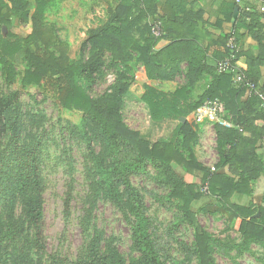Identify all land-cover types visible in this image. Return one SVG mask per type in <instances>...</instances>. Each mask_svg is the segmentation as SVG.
<instances>
[{
  "label": "trees",
  "instance_id": "trees-1",
  "mask_svg": "<svg viewBox=\"0 0 264 264\" xmlns=\"http://www.w3.org/2000/svg\"><path fill=\"white\" fill-rule=\"evenodd\" d=\"M8 1L12 11L22 20L29 15V8L33 2L36 3V10L32 17V33L26 38L15 36L10 32L4 36L3 26L8 23L9 17L0 14L2 73L8 82L15 81L16 66L10 58L21 51L22 43L26 44L29 47L24 50L26 68L22 85L24 87L45 85L55 92L65 91L64 107L83 112L97 124L101 134L99 139L105 147L104 153L112 164L105 167L104 158L94 154V137L86 124L81 125L79 127L81 139L90 154L94 155L93 170L95 178L99 181L92 184L93 192L90 198L92 201L96 192L103 190L106 197L127 218L133 219V246L140 256L139 260L132 264H165L152 240L150 220L146 215L142 196L130 180L133 174L147 172L149 166L156 171L157 184L169 191L168 199L179 203L178 221L194 227V242L190 251L196 256L197 264H218L214 258V237L199 223L197 213L192 208L193 202L202 199L206 194L199 190V184L187 182L184 176L179 175L174 164L181 167L185 174L192 177L199 175L201 185L206 187L208 195L216 198L222 208L234 216V229L243 237L242 242L235 245L238 251H250L252 244L264 243V208L256 206L253 199V183L264 173V156L259 154L256 148V138L259 136L264 138V130L255 126L258 119H264L262 99L252 93L246 101H241L243 87L228 92L231 100L220 95L222 101L225 100L226 108L233 115L234 126L225 127L215 124L220 160L214 170L205 167L195 154V146L199 138L197 123L194 114L191 113H194L206 100L197 103L190 111H185L178 102L167 100L164 92L155 86L162 71L159 68L160 54L152 52L158 40L152 34V22L165 21L164 17L168 18L166 22H176L177 17L172 18L165 12L164 15L159 14L162 7L158 0H116L110 22L89 39L91 50L88 61L64 66L61 60L66 59L67 49L63 42L56 43L53 32L42 21L49 1ZM242 2L243 6H250L251 11L243 12L238 6L240 15L237 21L234 22L232 13L229 15V21L233 23L232 27L238 39L249 35L258 43V55L247 56L246 62L239 64L241 74L257 86L259 80L264 77V11H261L259 0H242ZM147 18L151 22L142 26V21ZM243 28L247 30L246 35L239 34V30ZM135 31L141 35L139 40L135 37ZM230 32H225L223 37L222 60L229 54L226 43ZM142 40L146 43H141ZM32 46H35L36 50L32 49ZM53 46L59 54L52 51ZM105 52L111 54L113 65L126 64L128 70L135 71L134 63L143 62L147 82L139 84L134 77L121 73L109 93L98 98L92 97L86 87L90 78L85 75L86 69L96 64ZM243 54L244 52L241 51L235 64L239 63ZM230 81H232L231 75L221 73L210 89V99L216 98L217 94L213 92L217 86L220 88L221 84L228 86ZM136 84L143 89L140 95L149 110V117L154 122L168 119L178 122L176 130L167 135L162 143L151 142L139 131L128 127L123 119L125 99L131 91H138ZM222 91L225 92L226 88ZM261 91L264 93V88ZM183 92L184 89L179 91V93ZM2 107H4L3 101L0 115H4L5 134L8 135L16 154L13 155L14 160L5 153L0 156V209L4 210L3 216L0 217V264L3 261L4 251L17 247L22 242L43 249L40 235L44 219V180L40 154L35 148L27 151L19 150L25 124L24 116L7 104L4 110L1 109ZM182 119L185 121L183 122ZM247 131L252 136H247ZM126 148L131 149L134 154L125 155ZM226 168L228 174L220 171ZM235 195L250 197L249 205H241L234 201ZM66 204L69 208L68 202ZM92 213L93 206H90L81 221L86 245L78 259V264H125L118 254L110 257L102 250L98 235L96 232H91ZM32 229L36 230L35 239L28 235ZM51 260L53 264L61 263L57 257ZM262 262L264 263V260Z\"/></svg>",
  "mask_w": 264,
  "mask_h": 264
},
{
  "label": "rangeland",
  "instance_id": "rangeland-1",
  "mask_svg": "<svg viewBox=\"0 0 264 264\" xmlns=\"http://www.w3.org/2000/svg\"><path fill=\"white\" fill-rule=\"evenodd\" d=\"M48 1L49 6L42 16V21L53 32L56 43L63 42L67 49V57L61 60V64L67 66L87 62L91 50L89 39L110 22L112 8L117 1ZM1 3L0 14L9 17L8 23L3 26V35L6 36L7 32H10L18 37H28L32 33V17L36 3H32L25 20L12 11L8 0H2ZM28 47L22 43L21 51L10 58L16 66L17 76L14 82L6 80L0 65V107L3 101L2 110L7 104L24 116L25 124L19 150L35 148L40 154L44 180V219L40 235L43 249L21 241L19 246L4 251L2 264H53V257L61 260L59 264H78L86 245L81 221L90 206H93L91 232L98 235L102 250L110 257L118 254L125 264L137 262L140 255L133 246V219L127 218L106 197L103 190L96 192L92 201L90 198L93 192L92 184L99 181L95 178L93 170L94 155L90 154L82 141L79 127L87 125L94 137V154L101 155L104 158V166L108 167L112 163L104 153L105 147L99 139V127L83 112L64 107L65 91L55 92L45 85H22L26 68L24 50ZM31 48L36 50L35 46ZM52 51L59 54L54 46ZM134 70L126 69V64L113 65L111 54L105 52L96 64L86 69L85 75L90 76L86 83L89 94L98 98L109 93L121 73H127L136 79L137 66H134ZM137 82L143 84L140 80ZM138 85V91L141 92L143 89ZM142 111V105L139 104L134 111H128L125 99L122 114L128 127L142 134L150 132L148 138L152 139L151 142L165 141L166 135L157 131L152 133L153 120ZM172 121L177 123V120ZM199 139L195 154L205 167L214 170L220 160L214 137L201 135L200 141ZM14 149L5 134L4 115H0V156L5 153L14 160ZM124 153L134 154L129 148H126ZM173 166L187 182H196L199 184V190L206 194L202 199L193 202L192 208L197 213L199 223L214 237L216 262L264 264V243L252 244L250 251H238L235 245L240 244L243 237L234 229V216L222 208L216 198L208 195L206 187L201 185L199 175L192 177L185 174L178 165ZM155 177L156 171L152 166H149L145 173L130 176L133 186L142 196L146 215L150 220L152 240L165 264H197L196 256L190 251L194 242V227L178 221L179 203L168 199L169 191L159 186ZM253 199L256 206L264 208V182L258 184ZM67 202L69 208L66 206ZM3 214L4 210L0 209V217ZM35 232L36 230L32 229L30 234H27L35 239Z\"/></svg>",
  "mask_w": 264,
  "mask_h": 264
},
{
  "label": "crops",
  "instance_id": "crops-1",
  "mask_svg": "<svg viewBox=\"0 0 264 264\" xmlns=\"http://www.w3.org/2000/svg\"><path fill=\"white\" fill-rule=\"evenodd\" d=\"M161 4L162 10L159 14L164 15L165 12L170 17H177L176 22H166L162 20L164 26V35L162 38L156 40V44L152 52L160 54L159 61L162 74L157 80V86L169 101H176L180 104L181 108L185 111L190 109L197 103L210 99V89L216 83V78L220 76L217 71V66L222 61L223 46L225 32L233 29V23L229 21V15L234 13L235 0H158ZM238 8V6H237ZM240 15V14H239ZM239 17V16H238ZM234 20V17H233ZM158 21V20H155ZM161 21V20H159ZM147 18L142 21L141 25L150 23ZM235 22V20H234ZM240 35H246L245 28L239 30ZM140 33L135 31L136 39H140ZM178 37L179 39H176ZM181 40V41H178ZM240 50L244 52L243 56L239 59V63L235 64L234 70L227 74L232 76V81L226 86L221 84L216 87L213 92L217 94L215 99H219L220 95L226 96L231 100L228 94L230 90H238L243 87L244 91L241 93L240 100L246 101L252 92L249 88L240 83V63L244 64L247 56L258 55V43L249 35L245 38L241 37ZM141 43H146L144 40ZM240 51V53H241ZM134 55L137 53L133 52ZM137 66L136 79L141 82H147L146 68L143 62H136ZM258 88H264V77L259 80ZM226 88V91H222ZM184 89L183 93H179ZM140 91H131L126 97L127 110H135L137 104L142 105L143 113L149 114V110L143 103ZM225 101V100H224ZM222 101V102H224ZM225 103V102H224ZM226 104V103H225ZM191 114H194L193 112ZM224 119L227 122L234 124L233 115L230 110L226 108ZM206 124H209L206 126ZM215 124L205 122L204 124H197L198 136L210 135L214 137L215 146H218V137L215 130ZM178 122L175 123L171 119L154 122L153 132L157 131L163 135H169L176 130ZM255 126L264 130V119H258ZM148 133H144V137L149 139ZM264 133V131H263ZM247 136L252 134L247 131ZM199 139V141H200ZM256 148L258 153L264 156V142L262 137L256 138ZM221 172L229 173L228 169H223ZM260 182H264V173L261 177L253 183L254 194L256 196V188ZM233 200L241 205H249L250 197L245 195H235Z\"/></svg>",
  "mask_w": 264,
  "mask_h": 264
},
{
  "label": "built area",
  "instance_id": "built-area-1",
  "mask_svg": "<svg viewBox=\"0 0 264 264\" xmlns=\"http://www.w3.org/2000/svg\"><path fill=\"white\" fill-rule=\"evenodd\" d=\"M236 5L239 6L243 12H250V6H243L242 0H235ZM261 11H264V0H259ZM163 24L161 21L152 22V34L156 39L163 36ZM229 54L218 63V73H228L234 70L235 61L240 54V41L237 37L236 31L231 30L230 36L226 43ZM239 81L241 84L247 86L252 93L257 94L262 99V107L264 108V93L252 82L246 79L244 75L239 73ZM226 113V105L219 99H208L195 112L194 117L197 124H204L205 122L218 123L225 127H233L234 125L224 119ZM264 142V138H263Z\"/></svg>",
  "mask_w": 264,
  "mask_h": 264
},
{
  "label": "water",
  "instance_id": "water-1",
  "mask_svg": "<svg viewBox=\"0 0 264 264\" xmlns=\"http://www.w3.org/2000/svg\"><path fill=\"white\" fill-rule=\"evenodd\" d=\"M239 14H240V10H239V8L236 7L234 9V13H233V17H234L235 22L237 21ZM182 121L184 122L185 119H182ZM259 215H260V213H258V216Z\"/></svg>",
  "mask_w": 264,
  "mask_h": 264
}]
</instances>
